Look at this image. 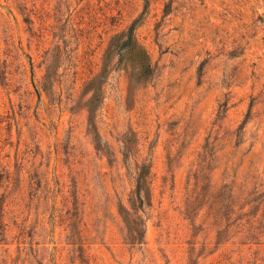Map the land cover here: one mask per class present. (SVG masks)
<instances>
[{"label": "rangeland", "instance_id": "rangeland-1", "mask_svg": "<svg viewBox=\"0 0 264 264\" xmlns=\"http://www.w3.org/2000/svg\"><path fill=\"white\" fill-rule=\"evenodd\" d=\"M0 264H264V0H0Z\"/></svg>", "mask_w": 264, "mask_h": 264}, {"label": "trees", "instance_id": "trees-1", "mask_svg": "<svg viewBox=\"0 0 264 264\" xmlns=\"http://www.w3.org/2000/svg\"><path fill=\"white\" fill-rule=\"evenodd\" d=\"M109 51L115 53L119 57L120 63H122L124 56H128L133 62H135L139 69L138 74L140 80L148 81L152 77V64L150 63L147 52L138 43V40L135 37L134 26L128 33L118 36L116 40L113 41ZM96 95L97 93L93 96V100L97 102L98 100ZM150 174V168L147 169V167H142L136 178V193L138 202L140 203V210L144 208V199L142 197V193L148 185ZM136 219L137 221L140 220L139 217ZM137 236H139V233H137ZM137 240H139L140 244H142L143 237L142 239H137V237L133 238V241L136 242Z\"/></svg>", "mask_w": 264, "mask_h": 264}]
</instances>
